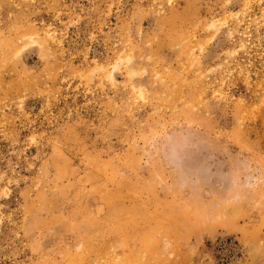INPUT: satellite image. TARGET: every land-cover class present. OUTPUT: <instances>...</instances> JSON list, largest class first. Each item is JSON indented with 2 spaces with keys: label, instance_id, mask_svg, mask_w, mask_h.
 I'll use <instances>...</instances> for the list:
<instances>
[{
  "label": "rangeland",
  "instance_id": "374dc122",
  "mask_svg": "<svg viewBox=\"0 0 264 264\" xmlns=\"http://www.w3.org/2000/svg\"><path fill=\"white\" fill-rule=\"evenodd\" d=\"M0 264H264V0H0Z\"/></svg>",
  "mask_w": 264,
  "mask_h": 264
}]
</instances>
